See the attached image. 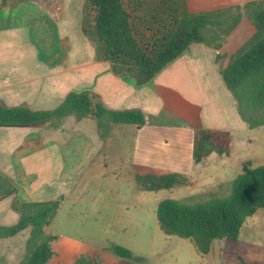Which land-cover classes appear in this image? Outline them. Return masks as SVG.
I'll list each match as a JSON object with an SVG mask.
<instances>
[{"label":"crops","instance_id":"1","mask_svg":"<svg viewBox=\"0 0 264 264\" xmlns=\"http://www.w3.org/2000/svg\"><path fill=\"white\" fill-rule=\"evenodd\" d=\"M255 1L261 0H185L191 13L229 9L241 17L219 47L194 43L142 85L132 76L115 74L109 61L96 58L94 45L82 31L85 0H62L60 14L50 0L0 5L1 105L49 111L70 92L87 91L110 111H137L144 118L143 125L112 124L106 137L93 116L0 125V176L13 190L0 197V226L18 222L15 204L59 201L54 219L45 227L46 234L54 236L48 262L76 264L81 256L101 259L76 239L51 231L61 212V220L75 225L73 215L63 211L67 206L116 204L87 198L94 180L122 194L118 206L137 210L153 192L138 186L136 174L179 173L184 183L170 192L193 197L227 185L245 168L264 166V152L252 150L259 138L240 115L239 103L222 77V69L255 34L245 13V6ZM201 129L228 134V153L213 151L195 162L193 135ZM30 235L28 227L0 237V264H19Z\"/></svg>","mask_w":264,"mask_h":264},{"label":"trees","instance_id":"2","mask_svg":"<svg viewBox=\"0 0 264 264\" xmlns=\"http://www.w3.org/2000/svg\"><path fill=\"white\" fill-rule=\"evenodd\" d=\"M161 1L164 6L162 14L168 16V21L156 11L151 23L143 19V26L136 13L139 5H133V2L85 0L83 6L82 31L94 45L96 58L109 61L115 74L132 76L139 85L152 80L194 43L219 47L218 42L228 35L241 17L240 12L234 13L229 9L191 13L187 11L185 0ZM50 3L60 14L62 0H50ZM141 9L147 15L143 17L148 18L150 11L144 10L143 6ZM245 13L255 27V34L222 69V77L239 103L242 118L251 128H256L264 125V0L248 3ZM241 102L248 107L245 111L241 108ZM70 115L93 116L104 137L110 133L112 124H144L140 112L110 111L96 95L87 91L70 92L61 105L49 111L0 104V125L27 126ZM229 146L228 134L197 130L193 135V158L198 162L213 151L225 154ZM135 180L141 189L149 192L169 190L184 183V178L174 172L163 175L136 174ZM12 192L9 183L0 176V197ZM59 203L15 204L14 208L19 213L18 222L12 226H0L2 238L14 236L31 227L25 255L19 264H46L52 257L51 241L54 236L46 234L45 227L54 219ZM260 209H264V166L245 168L227 185L193 196L192 202L163 199L157 206L156 217L164 234L189 240L199 254L206 255L216 240H237L247 220ZM112 252L122 259L145 264L143 259L134 256L130 249L123 246L113 245ZM76 264L97 263L88 256H81Z\"/></svg>","mask_w":264,"mask_h":264},{"label":"rangeland","instance_id":"3","mask_svg":"<svg viewBox=\"0 0 264 264\" xmlns=\"http://www.w3.org/2000/svg\"><path fill=\"white\" fill-rule=\"evenodd\" d=\"M125 1L139 5L136 7V13L142 26L143 19L151 23V17L155 16L156 11L161 13L160 16L166 22L168 21V16L165 17V14H162L164 6L161 0ZM18 2L20 0H0V5H13ZM140 6L150 11L148 18L143 17L147 15ZM170 16H173L172 11ZM146 33L149 36L148 32ZM240 105L244 111L248 108L244 102ZM254 133L259 139L253 141L252 150L262 153L264 152V125L254 128ZM101 185L94 180L89 187L87 198L113 200L116 202L115 205L107 207L97 203H79L73 207L67 206L63 211L73 215L75 225H69L61 220L63 215L61 212L51 227L54 234L61 237L70 236L90 253L99 256L103 261L98 257L93 258L97 264H107L111 260L112 264H137L117 257L112 252L113 245L130 249L134 256L143 259L145 264H264V210H260L257 215L247 220V226L242 229L237 240L228 238L216 240L212 246L213 250L208 255H201L188 240L164 234L158 226L156 217L159 201L172 198L192 202V197L164 189L149 194L144 199L142 207H138L137 210L125 209L117 205L123 200L122 194L111 193Z\"/></svg>","mask_w":264,"mask_h":264}]
</instances>
